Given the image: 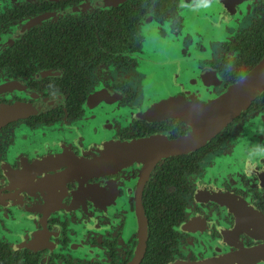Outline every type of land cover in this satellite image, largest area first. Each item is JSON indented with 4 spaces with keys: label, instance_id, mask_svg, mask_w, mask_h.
I'll return each instance as SVG.
<instances>
[{
    "label": "flooded vegetation",
    "instance_id": "obj_1",
    "mask_svg": "<svg viewBox=\"0 0 264 264\" xmlns=\"http://www.w3.org/2000/svg\"><path fill=\"white\" fill-rule=\"evenodd\" d=\"M263 55L264 0H0V264H264V88L193 147Z\"/></svg>",
    "mask_w": 264,
    "mask_h": 264
},
{
    "label": "water",
    "instance_id": "obj_2",
    "mask_svg": "<svg viewBox=\"0 0 264 264\" xmlns=\"http://www.w3.org/2000/svg\"><path fill=\"white\" fill-rule=\"evenodd\" d=\"M232 1V0H231ZM264 88V55L258 63L239 81L231 84L226 90L204 105L205 119H199V125L205 129L196 128L193 147L199 146L214 135L234 115L244 109ZM201 115V113H199ZM203 115V118L205 115ZM192 137V135H191ZM191 139V138H190ZM182 140H170L163 135H153L140 142L123 143L119 145V154L123 155L124 163L132 162L133 158L145 155L153 164L160 156L178 153L184 150ZM142 149V151H140Z\"/></svg>",
    "mask_w": 264,
    "mask_h": 264
}]
</instances>
